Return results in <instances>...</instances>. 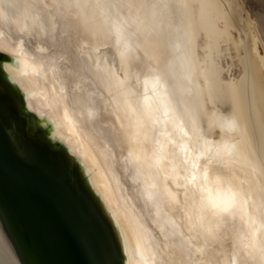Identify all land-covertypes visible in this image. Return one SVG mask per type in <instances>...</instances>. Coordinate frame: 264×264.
<instances>
[{"label": "bare ground", "instance_id": "bare-ground-1", "mask_svg": "<svg viewBox=\"0 0 264 264\" xmlns=\"http://www.w3.org/2000/svg\"><path fill=\"white\" fill-rule=\"evenodd\" d=\"M0 53V264H264V0H0Z\"/></svg>", "mask_w": 264, "mask_h": 264}, {"label": "water", "instance_id": "water-1", "mask_svg": "<svg viewBox=\"0 0 264 264\" xmlns=\"http://www.w3.org/2000/svg\"><path fill=\"white\" fill-rule=\"evenodd\" d=\"M5 199H7L6 191H4V183L0 179V207H1V209H2L3 212L5 211ZM10 224L11 225L12 224L14 225V223H10ZM15 234H16L15 236H17V233L16 232H15Z\"/></svg>", "mask_w": 264, "mask_h": 264}, {"label": "snow or ice", "instance_id": "snow-or-ice-1", "mask_svg": "<svg viewBox=\"0 0 264 264\" xmlns=\"http://www.w3.org/2000/svg\"><path fill=\"white\" fill-rule=\"evenodd\" d=\"M3 54L2 53H0V56H2ZM194 178V177H193ZM205 179H207V174L205 175ZM225 210H227V209H225Z\"/></svg>", "mask_w": 264, "mask_h": 264}]
</instances>
